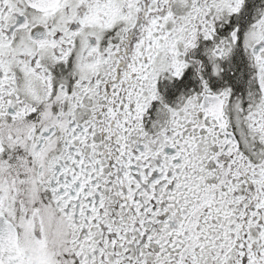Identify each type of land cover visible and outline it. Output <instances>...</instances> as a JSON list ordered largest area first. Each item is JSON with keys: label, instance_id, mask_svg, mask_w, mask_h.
<instances>
[{"label": "snow or ice", "instance_id": "obj_1", "mask_svg": "<svg viewBox=\"0 0 264 264\" xmlns=\"http://www.w3.org/2000/svg\"><path fill=\"white\" fill-rule=\"evenodd\" d=\"M0 264H264V0H0Z\"/></svg>", "mask_w": 264, "mask_h": 264}]
</instances>
